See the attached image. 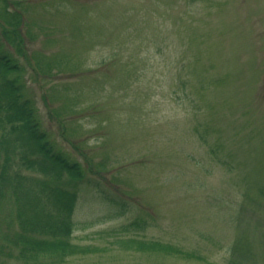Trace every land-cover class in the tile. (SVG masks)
Listing matches in <instances>:
<instances>
[{"label":"rangeland","instance_id":"rangeland-1","mask_svg":"<svg viewBox=\"0 0 264 264\" xmlns=\"http://www.w3.org/2000/svg\"><path fill=\"white\" fill-rule=\"evenodd\" d=\"M22 1L26 54L1 48L19 63L42 130L84 169L76 184L62 178L77 187L71 241L98 249L17 257L8 183L0 264H264V0ZM53 55L62 64L35 63ZM180 74L189 80L175 94ZM5 157L0 144V167ZM12 163L28 184L50 179ZM134 219L125 235L202 259L124 247L105 232Z\"/></svg>","mask_w":264,"mask_h":264},{"label":"trees","instance_id":"trees-1","mask_svg":"<svg viewBox=\"0 0 264 264\" xmlns=\"http://www.w3.org/2000/svg\"><path fill=\"white\" fill-rule=\"evenodd\" d=\"M22 5V0H0V144L5 151L7 164L0 167V202L5 197L6 185L11 184L21 229L14 238L15 241L12 239L13 245L19 248L17 257L36 262L40 256L52 254L63 260L66 256L86 254L98 248L71 241L72 232L76 228L72 213L77 200V187H66L62 178L67 174L68 182L76 184L83 180L84 169L79 162L71 160L63 151L55 148L47 133L42 130L33 103L21 96L22 86L18 81L19 63L1 48L4 40L13 46L18 54H26L25 35L22 32L26 21ZM26 35L28 38L34 37L29 32H26ZM157 50L163 51L159 46ZM165 56L170 59L166 53ZM41 57L34 56L35 63L41 69L62 64L57 60L60 59L57 56L53 55L49 59ZM186 68L190 69V75H194L189 65H186ZM188 80L180 74L173 92L188 84ZM15 155L17 165L38 169L48 174L50 179H40L31 185L26 183L19 172L11 176L7 167L13 164ZM29 196L34 198H27ZM43 198L46 199V204L41 203ZM47 204L51 206L49 210L43 209ZM140 221L134 219L116 231L111 229L105 232L107 235L116 236L114 241L124 247L164 251L202 259L198 254L184 251L171 243L125 235L139 227Z\"/></svg>","mask_w":264,"mask_h":264}]
</instances>
